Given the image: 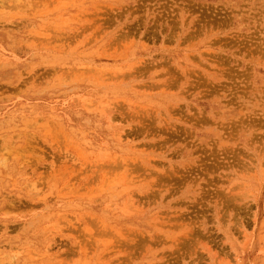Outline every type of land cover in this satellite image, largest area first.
I'll return each mask as SVG.
<instances>
[{"label":"rangeland","instance_id":"rangeland-1","mask_svg":"<svg viewBox=\"0 0 264 264\" xmlns=\"http://www.w3.org/2000/svg\"><path fill=\"white\" fill-rule=\"evenodd\" d=\"M0 264H264V0H0Z\"/></svg>","mask_w":264,"mask_h":264},{"label":"bare ground","instance_id":"bare-ground-1","mask_svg":"<svg viewBox=\"0 0 264 264\" xmlns=\"http://www.w3.org/2000/svg\"><path fill=\"white\" fill-rule=\"evenodd\" d=\"M15 1H16V2H18V0H15ZM11 256H12V255H11ZM14 258H15V257H14V256H12V257H11V260H14Z\"/></svg>","mask_w":264,"mask_h":264}]
</instances>
